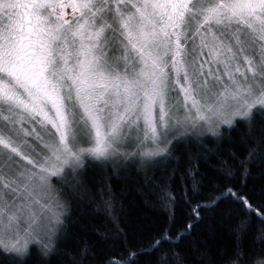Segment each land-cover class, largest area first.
Returning <instances> with one entry per match:
<instances>
[{"label": "snow or ice", "instance_id": "obj_1", "mask_svg": "<svg viewBox=\"0 0 264 264\" xmlns=\"http://www.w3.org/2000/svg\"><path fill=\"white\" fill-rule=\"evenodd\" d=\"M0 264H264V0H0Z\"/></svg>", "mask_w": 264, "mask_h": 264}, {"label": "trees", "instance_id": "obj_2", "mask_svg": "<svg viewBox=\"0 0 264 264\" xmlns=\"http://www.w3.org/2000/svg\"><path fill=\"white\" fill-rule=\"evenodd\" d=\"M92 171L93 174L97 177L101 175L99 169L94 168ZM169 175H171V173H169ZM252 182L257 184L260 183L259 180ZM53 183L55 184V180L53 181ZM108 183L113 185L112 190L117 196V204L122 205L123 207V210L120 215L122 217H127L130 222H134L137 219L147 217L148 219L144 221L145 223L153 227L162 228L164 230L163 235L165 237H170L171 240H175L177 238L176 233L184 227V224L188 223V221L185 220L184 224L177 223L175 226H173L171 225L168 218L164 215L162 210L147 207L144 201L148 197H144L137 194L135 191L136 186L131 182V180L113 179ZM169 183H175L177 185H180L177 190L181 193L186 190L185 186L181 183V179L179 176H177L175 181H169ZM100 188L101 185L98 183L97 189L99 190ZM221 191H223V189H221ZM203 195L205 197H210L214 200L216 196L219 195V193L213 192L211 188H206L203 192ZM169 228H174V230L172 232H169L167 231ZM222 231L224 232V237L227 241L229 239L227 236V230L223 229ZM153 236H155V233L149 234L147 231H145L142 235L138 234L132 237V239L136 248H142L146 253H148L151 251L149 246L154 243V240L152 239ZM69 243H71V241H69Z\"/></svg>", "mask_w": 264, "mask_h": 264}]
</instances>
